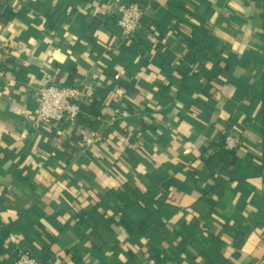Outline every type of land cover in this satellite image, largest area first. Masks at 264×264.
I'll use <instances>...</instances> for the list:
<instances>
[{
  "label": "crops",
  "instance_id": "crops-1",
  "mask_svg": "<svg viewBox=\"0 0 264 264\" xmlns=\"http://www.w3.org/2000/svg\"><path fill=\"white\" fill-rule=\"evenodd\" d=\"M125 1L0 0V264H264V0H147L128 42ZM70 81L100 145L30 125Z\"/></svg>",
  "mask_w": 264,
  "mask_h": 264
},
{
  "label": "built area",
  "instance_id": "built-area-1",
  "mask_svg": "<svg viewBox=\"0 0 264 264\" xmlns=\"http://www.w3.org/2000/svg\"><path fill=\"white\" fill-rule=\"evenodd\" d=\"M144 5L138 0H129L121 3L116 9V26L126 42L142 29ZM3 50L0 47V79L5 76ZM35 109L29 117L30 125L35 130L44 128L53 122L66 121L77 131L79 144L83 148L100 145L105 139V131L94 128L90 123L80 124L78 120L82 113V104L89 103L91 96L81 81L74 85L44 83L35 85L32 89ZM130 115L129 111L121 106L111 109L108 124L123 122ZM223 147L227 151H235L241 145V139L230 129L223 131ZM12 264H45L29 249L18 251Z\"/></svg>",
  "mask_w": 264,
  "mask_h": 264
},
{
  "label": "trees",
  "instance_id": "trees-1",
  "mask_svg": "<svg viewBox=\"0 0 264 264\" xmlns=\"http://www.w3.org/2000/svg\"><path fill=\"white\" fill-rule=\"evenodd\" d=\"M138 1H140V3L142 4V5H146L148 2H147V0H138ZM142 19H143V17H142ZM141 30V29H140ZM135 36V35H134ZM134 36L132 37V39L134 38ZM190 38H191V36H189ZM198 50H196L195 52H197ZM194 52V53H195ZM50 83V82H49ZM78 82H73V81H70V82H68V83H65L64 85H74V84H77ZM81 108H82V113L79 115V117H78V120L79 121H82V122H84V123H86V124H88L89 122H87L88 121V119H87V117H89V116H97V115H99L100 114V112H99V110L97 109V106H96V103L94 102V100H91L89 103H84V104H82V106H81ZM223 142V141H222ZM227 153H229V152H233V151H226Z\"/></svg>",
  "mask_w": 264,
  "mask_h": 264
}]
</instances>
